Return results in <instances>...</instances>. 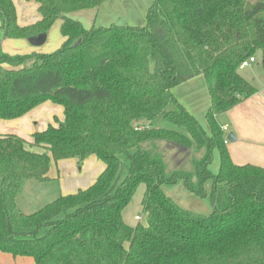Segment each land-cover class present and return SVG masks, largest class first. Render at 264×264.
Instances as JSON below:
<instances>
[{
	"label": "trees",
	"instance_id": "1",
	"mask_svg": "<svg viewBox=\"0 0 264 264\" xmlns=\"http://www.w3.org/2000/svg\"><path fill=\"white\" fill-rule=\"evenodd\" d=\"M25 1L39 19L20 26L13 0H0V120L46 101L63 117L29 140L0 134V253L35 264H264V167L232 161L218 119L257 92L240 65L259 53L264 73V0H153L143 25L89 28L72 14L108 0ZM58 21L66 39L57 50L2 51L4 39L47 33ZM198 75L209 132L172 94ZM169 145L200 156L168 175ZM89 156L105 165L91 186L17 211L23 183L48 181L52 160ZM191 178L199 197L211 180V212L186 209L163 190ZM140 185L145 222L131 226L122 212Z\"/></svg>",
	"mask_w": 264,
	"mask_h": 264
},
{
	"label": "crops",
	"instance_id": "2",
	"mask_svg": "<svg viewBox=\"0 0 264 264\" xmlns=\"http://www.w3.org/2000/svg\"><path fill=\"white\" fill-rule=\"evenodd\" d=\"M16 1L20 2L21 0H13L14 4H16ZM152 1L153 0H108L98 9L78 11V13L75 12L77 14L74 16L73 13L72 17L80 21L86 28L92 25L108 26L110 24L143 25L145 23L146 10ZM27 3H33L37 9V5L34 2ZM19 17L18 19L17 15V22L20 25L31 24L39 19L38 13L37 15H32L31 18H23L21 15ZM59 26L60 21L56 22L51 29H59ZM65 39L66 38L62 36L59 41L61 42L60 44H62ZM17 42L21 43V40L4 39L2 41V51L9 55L20 54L21 49L18 50V47L15 45ZM7 45L9 48L13 49H8ZM24 50L27 51L26 53L40 52L38 50L26 48ZM241 69L242 68H240V73ZM241 75L250 81L251 77L242 73ZM263 80L258 85H255L257 87L256 93L244 99L218 118L220 121L221 117H226L228 121H224L223 123L220 121V124L221 126L227 125V134L233 133L236 137L235 141L231 142V144L228 143L229 141L226 143L229 155L236 164L242 165L250 163L264 167ZM172 94L195 119L198 115L202 117V121H200L202 122V126L205 127V124H207L208 127L205 114L210 105V98L207 83L203 75H198L175 86L172 88ZM62 117L63 107L46 101L19 118L0 120V134H12L29 140L34 132L46 129L49 124L54 123L55 118L62 119ZM207 129L209 132V128ZM224 139H226V137ZM104 168V163L95 156H89L81 163L78 162L76 158L58 161L52 160L47 173L49 180L41 182V184H48V189L52 191L51 195H49L44 202L48 201L47 203H49L60 196L73 194L78 190L88 188L95 182ZM163 190L165 191V188ZM167 195L171 196L170 194ZM47 203H43L41 207ZM137 215L138 214L134 215V220ZM136 223L131 226H134ZM126 224L130 225V223ZM0 264H35V262L32 257H14L9 253H0Z\"/></svg>",
	"mask_w": 264,
	"mask_h": 264
},
{
	"label": "rangeland",
	"instance_id": "3",
	"mask_svg": "<svg viewBox=\"0 0 264 264\" xmlns=\"http://www.w3.org/2000/svg\"><path fill=\"white\" fill-rule=\"evenodd\" d=\"M15 8L18 15H21L23 18H31L32 15H37V11L33 3H27L25 0H21L20 2L16 1ZM17 5V7H16ZM78 13V12H77ZM77 13H74L73 16ZM78 16V15H76ZM80 16V15H79ZM20 25V24H19ZM28 25V24H26ZM25 26V25H20ZM1 31H0V39H1ZM62 38V35L60 33L59 29H50L47 32V39L46 42L39 46L34 47L31 46L27 39L25 38H16L18 40H21V43L17 42L15 45L18 47V50L21 49L20 54H31L26 53L24 49H33L40 51L39 53H51L55 50H57L61 46L60 39ZM15 39V40H16ZM20 45V46H19ZM8 47V45H7ZM21 47V48H19ZM8 49H13L9 48ZM23 51V52H22ZM241 73L247 75L250 78V81L254 85H258L264 77V73L260 64V56L259 53L256 54V61L251 62L248 66L243 67L241 69ZM199 117V118H198ZM196 120L200 123L202 126V117L199 115L196 116ZM220 121L223 123L224 121H228L226 117H221ZM203 130L205 132H208L207 124H205V127L202 126ZM227 132L224 131V138L226 137ZM231 144V142H228ZM162 146H165L162 144ZM170 146V145H169ZM165 148V152L163 153L165 156V161L167 164V171L166 173L169 175L171 171L176 167H182L183 169L190 170L191 169V159L192 158H198L200 156L199 152L191 151L186 152L185 150H181L179 148L172 147ZM209 169L212 173H217L219 169V157L218 154L215 152L213 156V160L211 164L209 165ZM122 173L125 172V169H121ZM189 187L186 186L183 180H179L174 184H168L163 186V189L165 188V191L167 194H170L181 206H183L186 209H189L194 212H198L201 214H207L213 210V205L211 201V192H212V182L211 180H208L203 184L205 188V195H202V197H199L195 195L193 192L198 188L197 180L195 178H191L189 180ZM49 185L45 183H39L37 181H25L23 184L20 193L17 197V211L22 213H32L39 209L44 202L45 199L51 195V190L48 189ZM191 188V189H190ZM144 192V186L140 185L138 189L136 190L135 194L133 195L130 203L127 205V207L123 210L122 216L126 223H130V225H133L136 222L144 223L145 222V212L143 211V208L141 207V199ZM221 194H223V187L217 186L215 191V198H220ZM215 199V207L217 209L221 208V205L219 201ZM138 214L140 216V220H134V215Z\"/></svg>",
	"mask_w": 264,
	"mask_h": 264
},
{
	"label": "water",
	"instance_id": "4",
	"mask_svg": "<svg viewBox=\"0 0 264 264\" xmlns=\"http://www.w3.org/2000/svg\"><path fill=\"white\" fill-rule=\"evenodd\" d=\"M46 39H47V33H40V34L27 38V41L31 46L39 47L46 42ZM235 139L236 137L234 136L233 133H228L226 136V140L229 142H233L235 141ZM172 147H173L172 145L169 146V148L171 149Z\"/></svg>",
	"mask_w": 264,
	"mask_h": 264
},
{
	"label": "built area",
	"instance_id": "5",
	"mask_svg": "<svg viewBox=\"0 0 264 264\" xmlns=\"http://www.w3.org/2000/svg\"><path fill=\"white\" fill-rule=\"evenodd\" d=\"M254 61H255V60H254L253 58H249L248 60L243 61V62L241 63V65H240V68L246 67V66H248L251 62H254ZM221 128H222L223 131H227L228 126H227V125H223ZM224 142L227 143V140L225 139ZM135 219H136V220H140V216H139V215L135 216Z\"/></svg>",
	"mask_w": 264,
	"mask_h": 264
}]
</instances>
